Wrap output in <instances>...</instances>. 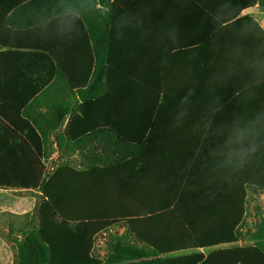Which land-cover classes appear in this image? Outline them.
<instances>
[{"label": "trees", "instance_id": "trees-1", "mask_svg": "<svg viewBox=\"0 0 264 264\" xmlns=\"http://www.w3.org/2000/svg\"><path fill=\"white\" fill-rule=\"evenodd\" d=\"M192 2L209 26L194 49L188 127L170 125L186 118L177 109L185 94H173L186 82L159 77L162 63L148 65L150 77H109L122 69L111 58L108 10L116 0H99L97 12L83 15L95 68L64 145L91 146L88 163L48 174L45 132L14 145L17 156L0 157V186L42 193L30 192L34 203L0 192V209H36L37 223L13 239V264H264V203L247 218L250 194L264 192V30L242 16L256 5L264 12V0ZM22 120L31 138L35 128ZM100 234L104 258L94 253ZM245 240L252 244L238 245Z\"/></svg>", "mask_w": 264, "mask_h": 264}, {"label": "crops", "instance_id": "crops-1", "mask_svg": "<svg viewBox=\"0 0 264 264\" xmlns=\"http://www.w3.org/2000/svg\"><path fill=\"white\" fill-rule=\"evenodd\" d=\"M15 1L0 0V110L9 118L0 121V157L17 156L19 149L14 145L37 141V134L43 139L45 132L47 170L55 163L54 169L67 163L82 168L88 163L84 155L91 146L72 151L64 142L66 127L91 85L95 67L83 15L93 13V9L97 12L99 0H24L18 9L6 11ZM108 12L111 58L122 68L109 77H150L148 65L162 63L159 77L186 82L184 89L177 87L173 93L185 94L186 103L177 109L187 112L186 118L171 120L170 125H195L188 118V112L195 108L189 99L195 78L194 49L203 44L196 41L208 29L209 19L192 0H116V6ZM242 16H250L264 30V12L258 5L243 10ZM22 118L35 128L31 138L26 136L27 130H22L23 125L29 127ZM0 192L20 200L33 198L34 203L37 199L30 192L42 195L39 189L24 186H0ZM6 211L25 216L27 224L33 208L21 212L11 207L0 209V213Z\"/></svg>", "mask_w": 264, "mask_h": 264}, {"label": "rangeland", "instance_id": "rangeland-1", "mask_svg": "<svg viewBox=\"0 0 264 264\" xmlns=\"http://www.w3.org/2000/svg\"><path fill=\"white\" fill-rule=\"evenodd\" d=\"M49 165V164H48ZM50 167H57V164H50ZM15 193V192H12ZM15 196H23L24 192L15 193ZM249 210L247 218L248 220L255 218V207L256 205H262L264 203V192L261 195H251L249 196ZM25 216H20L15 213H11V211L1 212L0 213V264H13L15 255H16V249L14 248V238H17L20 235V231L18 229L27 228L30 225V222H36L37 223V217H36V209H34L31 213L27 215V218H30L27 221V224H25ZM115 230V229H114ZM120 232H123L122 229H119ZM252 242L245 240L238 245H251ZM213 249L205 250V253L208 254ZM94 253L96 256L100 258H104L106 253L105 248V234H100L95 242L94 247Z\"/></svg>", "mask_w": 264, "mask_h": 264}, {"label": "built area", "instance_id": "built-area-1", "mask_svg": "<svg viewBox=\"0 0 264 264\" xmlns=\"http://www.w3.org/2000/svg\"><path fill=\"white\" fill-rule=\"evenodd\" d=\"M55 169L53 168V167H50L48 170H47V172H48V174H52V172L54 171Z\"/></svg>", "mask_w": 264, "mask_h": 264}]
</instances>
